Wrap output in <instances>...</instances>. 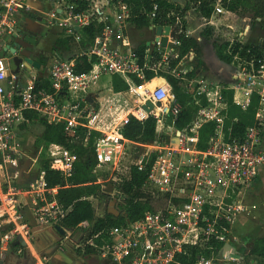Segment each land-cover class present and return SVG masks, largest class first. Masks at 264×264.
Segmentation results:
<instances>
[{"label": "built area", "instance_id": "1", "mask_svg": "<svg viewBox=\"0 0 264 264\" xmlns=\"http://www.w3.org/2000/svg\"><path fill=\"white\" fill-rule=\"evenodd\" d=\"M52 1L45 11L38 12L43 15L42 25L47 32L56 26L65 37H72L81 50L70 57L50 59L45 66L49 89L35 88L37 77L29 74L37 69L29 73L13 72L14 63L10 64L6 55H0V261L18 263L26 255L30 264H52L48 253L34 247L35 225L51 227L59 246L68 243L81 252L91 249L98 264H232L233 252L228 246L236 240L233 227L238 216L249 211L240 188L254 180L264 168L261 146L264 47L261 46L260 56L251 54L249 49L241 55L239 50L246 43L247 31L244 27L239 28L244 31L231 28L226 52L231 55L228 64L234 68L230 71L232 83L223 85L180 77L198 108L191 122L178 129L175 120L181 106L160 72L163 64L175 72V68L194 58L191 53L175 67H170V59L179 44L176 35L181 32L177 26L180 18L175 17L174 23L169 25L166 46H162L161 36L153 32L157 24L151 23L149 29L154 37L140 56L127 35L132 0ZM149 1L152 2L146 16L152 20L158 4L156 0ZM30 10L29 0H0V40L14 34L19 20ZM229 12L223 1L216 0L204 24L215 25L216 17ZM85 26H93L96 31L91 41L82 47L78 32ZM236 44L240 46L234 53ZM80 57L89 64V69H78L82 64ZM24 66L25 63L19 64L20 68ZM146 71L153 72L149 80ZM103 75L123 78L127 89L114 91L110 79L111 86L105 87L109 93L98 92L100 85L105 86V82L99 83ZM133 78L140 83L134 84ZM154 78L163 82L150 85ZM94 86L98 88L95 90ZM225 91L232 92V102L242 109L248 108L254 97L257 99L254 121L246 126L241 137H225ZM25 113H33L49 124H61L71 142L87 144L91 140L95 174L104 166L116 169L126 154L127 144L145 147L133 158L123 176L129 178L131 166L145 171L142 191L151 198H163L162 206L145 211L135 220L96 232L91 231L92 224L86 220L74 229L62 227L59 222L66 209L56 200L58 187L47 186L43 170L25 186L14 183L16 172L7 171L8 167H19L22 161L21 145L14 141V128L29 122ZM149 116L156 122V135L151 143H134L123 136L122 128L130 117L143 120ZM209 122L214 124L213 133L207 147L199 149L196 145L198 129ZM46 154L51 169L65 180L72 177L76 162L73 151L50 144ZM121 179L115 177L113 182ZM97 183L111 196L108 203L121 201L114 187V190L104 189L98 178ZM21 196L30 199L33 223L25 216ZM88 199L93 203V197ZM101 202L97 206L93 203L96 215H100L98 210L105 204ZM55 225L63 228V235L56 231ZM15 241L24 245H13Z\"/></svg>", "mask_w": 264, "mask_h": 264}, {"label": "trees", "instance_id": "2", "mask_svg": "<svg viewBox=\"0 0 264 264\" xmlns=\"http://www.w3.org/2000/svg\"><path fill=\"white\" fill-rule=\"evenodd\" d=\"M184 6L178 5L173 0H156L158 10L155 17L150 20L146 13L149 11L151 2L149 0H132L130 24L136 28L149 26L151 23L157 25H171L175 21V17L182 19V25L176 37L179 42L176 47V53L170 59V67H175L181 60L193 53L194 56L199 54L200 44L197 39L185 33V17L188 12L193 13L202 22H206L214 10L216 0H185ZM223 1L227 9L236 11L239 8L249 7L253 13L252 17L264 18V0H230ZM173 13V14H171ZM93 26H85L79 30L81 37L80 44L85 47L91 41L95 34ZM213 34V27L206 24L204 30L201 31L202 36L209 38ZM72 37L57 38L54 42L56 48L68 47V40ZM217 57L230 63L231 55L226 52L228 41L215 44ZM239 44L233 46V52L239 50ZM147 48L144 42L135 47V51L141 56ZM249 49L251 54L260 56L262 54L261 45L252 44L249 42L243 43L240 48V54L244 55L246 50ZM82 64L78 67L80 70L89 69V64L85 63V59L80 57ZM41 64L42 60H38ZM42 66V65H41ZM45 66V65H44ZM42 66V67H44ZM201 66V63H200ZM193 72L186 75L192 78ZM146 79L149 80L153 77L152 71H146ZM134 84H139L140 80L133 78ZM35 88L49 89V81L47 75H42L35 78ZM128 87L125 80L119 76H112V89L114 91H124ZM177 102L181 106L180 113L175 120V126L180 129L191 122L192 114L196 112L198 106L194 104L190 93L183 92L174 93ZM227 98V118L225 120V137L230 139L232 137H241L244 133L246 126L254 121V115L257 107V99L254 97L248 108L242 109L235 105L231 100V91H225ZM201 103H204L201 99ZM26 118L32 119L35 117L33 113H25ZM43 124V131L40 137L34 142L36 158L39 167L44 172V180L48 187H58L55 194L57 202L66 209V214L59 222V224L67 229H74L78 224L84 220L92 224L91 231L96 232L101 228H109L114 225L124 224L126 221H132L140 218L147 210H154L162 206L163 198H151L149 195L142 191L145 182V171H139L137 167L131 166L130 176L128 179L122 178L114 183V189L121 195V201L116 202L115 205L121 214L117 217L104 213L103 215H96V209L88 197H93L95 200L109 202L111 196L101 189V184L97 183V177L93 173L95 161L93 159L92 141L89 140L87 144L78 142H71L70 138L64 132L61 124H49L43 119H39ZM155 119L149 116L143 120H137L130 117L128 123L123 126V136L134 143H149L155 139ZM214 124L204 123L198 129V142L197 148L205 149L208 145V139L213 133ZM50 144H57L64 148L73 151L76 154V162L74 173L72 177L65 180L58 171L49 167V158L47 157L46 150ZM81 252V251H79ZM84 254H92L93 251L87 248ZM249 253L264 259V237L257 239L254 245L249 250ZM245 259V255H244ZM185 261V259H182ZM186 262V261H185Z\"/></svg>", "mask_w": 264, "mask_h": 264}, {"label": "rangeland", "instance_id": "3", "mask_svg": "<svg viewBox=\"0 0 264 264\" xmlns=\"http://www.w3.org/2000/svg\"><path fill=\"white\" fill-rule=\"evenodd\" d=\"M230 10V9H229ZM253 11L249 8L246 7L244 9L239 8L236 11L230 10V12L226 16H218L214 19L216 22L215 25H210L213 27V34L209 37L206 38V36L201 35V31L204 30L205 24L204 22L200 21L198 17L191 11L192 18H187L185 22H183V25L185 27V30L188 31L189 35L194 36L197 41L200 44V51L199 54L194 56L192 60L186 61L183 66L175 68V72L171 71V68L168 67L167 64H163L161 67V72L160 75L162 78L168 83V85L172 88V91L174 93L178 92H183L185 90V85L184 81L180 77H185L188 75L189 72H193L192 78L195 79H205L209 82H223L226 80L225 78L222 80H214L213 74L214 70L219 67V64H212L214 61V57L216 58V48L213 42L215 44H219L224 41H229L231 38V28L238 29L237 31H241L242 29H239L240 27H244L245 30L247 31V35L245 37V42H249L252 44H260L261 46L264 47V18L261 17H252ZM260 18V19H259ZM182 25V19H180V22L177 24L178 28H180ZM244 31V30H242ZM49 32V33H48ZM48 32H42V36L39 41H38V46L36 47V53L35 57L36 60H42L43 63L40 64L42 66H46L49 64L50 59H53L56 57H70L73 56L78 50H81L79 48V44L73 40V38H70L68 40V47L62 48L58 47L56 48L54 46V42L57 38H65V33L63 31H60L56 26L52 27ZM47 34V35H46ZM46 35V36H44ZM218 58V57H217ZM222 61V60H221ZM201 63V66H200ZM205 64L209 66V69L204 68ZM216 65V66H215ZM40 68V70H36V77H40L42 75L46 74L45 71V66ZM14 67H17V64H14ZM33 75V73H30L29 76ZM110 75H103L99 83L105 82L104 83V89L102 88V85H100L101 89L98 92H102V94H107L108 90L105 89V87L111 86V82L109 80H112V77L110 78ZM231 77V73H230ZM188 78V77H187ZM233 79L230 78V82ZM229 82V83H230ZM98 88V87H93V89ZM96 90V89H95ZM105 90V91H104ZM92 92V90H90ZM109 93V92H108ZM130 101V100H129ZM131 102V101H130ZM36 118V117H35ZM168 130V129H167ZM43 131V124L41 121H35L31 123L30 125H23L21 127H15L14 128V141L20 142V139L24 140L22 141L23 145L26 147L22 146V152H23V157L24 158H29L28 164L32 166V168H37L39 167L38 161L36 164H31L32 160L34 161L36 159V151L34 146L31 148L29 147L30 144H32V140L36 136L39 138L41 132ZM171 131V130H170ZM151 143V142H149ZM145 150V147L142 146H136L133 143H129L126 146V154L122 157L121 162L119 163L118 167L116 169H113V166L106 167L104 166L103 168H100L96 171V177L100 180L102 183V186L104 189L107 190H114L112 189L114 186L113 183V178H124V174L128 169V166L130 165L131 161L133 158L137 157L142 151ZM32 157H35L32 158ZM21 169H22V164H21ZM38 169V168H37ZM39 169L36 171V174L40 171ZM114 170V171H113ZM34 174V175H36ZM97 182V180H95ZM98 200L93 199V203L95 206L98 205ZM37 240L34 238L33 244L35 249L38 248ZM61 252L65 256L64 262H78L81 261L79 257L76 260H73V258L70 257V253L68 252L73 251L76 254H80V250L74 246H71L68 243H65L60 246ZM60 250V249H59ZM54 263H57L58 260L54 257ZM52 260V259H51ZM105 263V262H104ZM10 264H17L14 261H11Z\"/></svg>", "mask_w": 264, "mask_h": 264}, {"label": "crops", "instance_id": "4", "mask_svg": "<svg viewBox=\"0 0 264 264\" xmlns=\"http://www.w3.org/2000/svg\"><path fill=\"white\" fill-rule=\"evenodd\" d=\"M41 1L43 2V5L41 4ZM52 0H29V4L31 6V10L33 12H36L39 7H49L52 5ZM187 18H192L191 12L188 14V16L185 18V21ZM25 27L36 29V23L32 20H25ZM49 31V30H48ZM49 33V32H48ZM47 35V34H46ZM44 35V36H46ZM127 35L129 37L130 45L134 48L137 47L140 43L144 42L146 45V42H151L154 34L149 29V26L142 27V28H136L132 26L131 24H128L127 26ZM147 46V45H146ZM219 64V67L214 70L213 78L214 80H222L226 79L221 84L223 85H229L232 83L230 82V70L228 69V66L224 65L222 61L219 58L214 57V61L212 64ZM216 66V65H215ZM204 68L209 69V66L205 64ZM34 75L36 72H31ZM24 78V75H23ZM160 83L163 82L162 79L159 80ZM230 82V83H229ZM214 83V82H213ZM220 83V82H218ZM39 119L33 117L29 122H22L18 124L16 127H21L23 125H30L31 123L38 121ZM40 121V120H39ZM25 138V136H24ZM23 138V140H24ZM38 137L36 136V139ZM26 139V138H25ZM35 138L32 140V144H30V148L34 146V142L36 140ZM20 139V149L22 153V169L21 172L17 174V178L14 180V183L18 186H25L30 181H32L36 174V171L39 169V167L32 168L28 164L29 158L27 159L23 157L22 152V141ZM261 146L264 148V124L262 126V137H261ZM35 148V146H34ZM35 159V157H32ZM37 158L32 162L31 164H36ZM13 173V172H11ZM36 174V175H34ZM240 194L242 198L245 200L247 206H248V213L247 214H241L238 216L235 225L233 227V234L236 237V240L234 242H231L228 248L233 252V258L234 261H232V264H264V259L259 256H255L249 253V250L254 245V242L257 239H260L264 237V168H261L258 172V175L254 180L249 182L245 186H241L240 188ZM21 203L24 205V212L26 218L30 222H34L32 214L30 212V199L27 196H21L20 197ZM34 229V238L38 241V248L40 251L48 253L50 255V259L52 264H76L79 262H83L84 264H98L99 260L96 256L93 254H76L73 251L68 252L70 253V257L73 258V260H76L78 257L82 259L78 262H64L63 252H61L60 246L58 245V241L56 240V234L52 230L51 227H38L33 226ZM60 249V250H59ZM236 255L239 256V258H236ZM245 255V259H244ZM56 258L57 263H54V259Z\"/></svg>", "mask_w": 264, "mask_h": 264}, {"label": "water", "instance_id": "5", "mask_svg": "<svg viewBox=\"0 0 264 264\" xmlns=\"http://www.w3.org/2000/svg\"><path fill=\"white\" fill-rule=\"evenodd\" d=\"M180 6H184L186 1L185 0H173ZM41 4L43 5V2L41 1ZM38 8L36 12H33V10H30L29 12L25 13L24 16L21 17V19L18 22L17 30L14 34L11 36L1 39L0 40V55H6L8 52V56H10V53L14 52L15 56H13V60H9V63L11 64L12 61L14 64H17V67L13 70V72H25L29 73L33 68L39 70L41 67V64L36 60L35 53H36V47L37 44V38L38 36L41 38L43 37L42 32L46 31V28L42 25V18L43 15L39 14L38 12L42 13L45 11L46 7L42 6ZM32 20L36 23V29L25 27V20ZM170 26L169 25H157L154 28V34L159 37L161 36V44L162 46H166L167 42V35L169 34ZM39 38V39H40ZM36 39V40H35ZM36 42V43H35ZM32 44V50L27 47V45ZM37 44V45H36ZM146 45L149 46L150 42H146ZM10 50V51H9ZM17 52V53H15ZM25 63V66L20 68L19 64ZM222 63L226 66H228V69L230 71H233L234 68L230 66L228 63L222 61ZM233 81V80H232ZM195 117V114H193L192 118ZM8 173L11 172H21V169L19 167L15 168H7ZM36 177V176H35ZM102 202L100 201V204ZM99 204V206H100ZM104 213L113 215L114 217H117L121 214V212L116 207L115 203H108L105 202V204L102 206L101 209L98 210V214L103 215ZM54 228L56 231L60 234H64V230L59 225H55ZM21 244L24 245L23 242L15 241L13 242V245ZM230 245V244H229ZM236 258H239L238 255H236ZM0 264H4L2 261H0Z\"/></svg>", "mask_w": 264, "mask_h": 264}, {"label": "flooded vegetation", "instance_id": "6", "mask_svg": "<svg viewBox=\"0 0 264 264\" xmlns=\"http://www.w3.org/2000/svg\"><path fill=\"white\" fill-rule=\"evenodd\" d=\"M39 36H38V38H37V44H38V41H39ZM36 40V39H35ZM35 42V43H36ZM36 44V45H37ZM27 47L29 48V49H31L32 50V44H29V45H27ZM10 51V50H9ZM15 53H17V52H15ZM8 54V52L6 53V56L9 58V60H11V58H12V60H13V56H15V54H14V52H12V54L10 53V56H8L7 55ZM13 62V61H12ZM21 164L22 163H20V165H19V168L21 167ZM31 263V260H30V258H28L26 255L22 258V260L21 261H19L17 264H30Z\"/></svg>", "mask_w": 264, "mask_h": 264}, {"label": "bare ground", "instance_id": "7", "mask_svg": "<svg viewBox=\"0 0 264 264\" xmlns=\"http://www.w3.org/2000/svg\"><path fill=\"white\" fill-rule=\"evenodd\" d=\"M159 82H160L159 79L154 78V79L150 82V85H154V84L159 83Z\"/></svg>", "mask_w": 264, "mask_h": 264}]
</instances>
